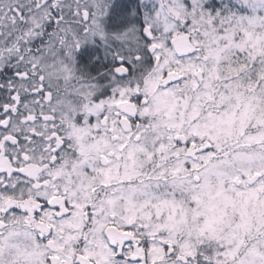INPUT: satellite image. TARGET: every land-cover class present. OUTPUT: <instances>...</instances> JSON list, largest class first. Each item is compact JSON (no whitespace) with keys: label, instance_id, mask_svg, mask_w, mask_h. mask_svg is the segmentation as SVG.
<instances>
[{"label":"snow or ice","instance_id":"1","mask_svg":"<svg viewBox=\"0 0 264 264\" xmlns=\"http://www.w3.org/2000/svg\"><path fill=\"white\" fill-rule=\"evenodd\" d=\"M0 264H264V0H0Z\"/></svg>","mask_w":264,"mask_h":264}]
</instances>
